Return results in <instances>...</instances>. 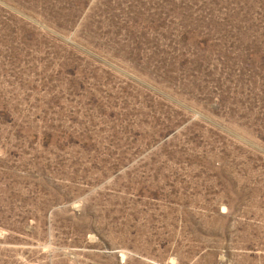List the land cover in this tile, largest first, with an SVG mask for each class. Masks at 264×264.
<instances>
[{
    "label": "rangeland",
    "instance_id": "1",
    "mask_svg": "<svg viewBox=\"0 0 264 264\" xmlns=\"http://www.w3.org/2000/svg\"><path fill=\"white\" fill-rule=\"evenodd\" d=\"M0 264H264V0H0Z\"/></svg>",
    "mask_w": 264,
    "mask_h": 264
}]
</instances>
